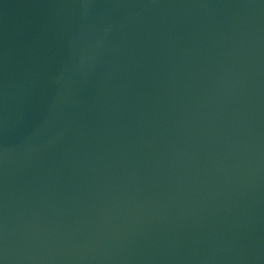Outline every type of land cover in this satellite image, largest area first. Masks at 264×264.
Here are the masks:
<instances>
[{
  "label": "water",
  "instance_id": "1",
  "mask_svg": "<svg viewBox=\"0 0 264 264\" xmlns=\"http://www.w3.org/2000/svg\"><path fill=\"white\" fill-rule=\"evenodd\" d=\"M0 264H264V0H0Z\"/></svg>",
  "mask_w": 264,
  "mask_h": 264
}]
</instances>
